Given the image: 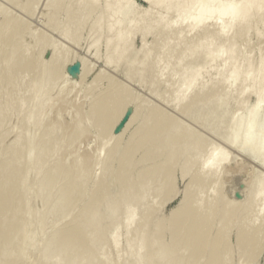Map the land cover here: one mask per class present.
Segmentation results:
<instances>
[{"label": "bare ground", "instance_id": "obj_1", "mask_svg": "<svg viewBox=\"0 0 264 264\" xmlns=\"http://www.w3.org/2000/svg\"><path fill=\"white\" fill-rule=\"evenodd\" d=\"M149 1L154 5L156 4V7H158L159 4V6H161L166 2V12L168 14L174 12L173 14H175V16L173 15L174 18L171 20H168L163 16V18H160V21L156 27V33L158 35H156L157 38L154 40L155 43L159 44V50L157 52L156 50L158 48L151 47L152 49L146 50V53L144 52L145 54L140 57L141 59H137V56L135 55V57L133 55L135 54L136 50L132 51V46L128 43L129 36L133 30L131 28V22L132 17H134L132 7L128 1L103 0V14L100 15L99 13L100 16H97L99 17V20L102 16L104 20L106 18L108 23L110 22V26L113 27L114 34L112 33L111 36L112 41L106 42V44L108 49L113 46H119L113 58L115 61L114 64L116 67H118L121 62L124 64V67H126V70L124 69L125 76H131L132 74L130 71L132 69L133 72L135 70L138 76H141L140 72H143L142 70L145 67V62H147V60L149 61L150 57L152 60H160L164 63V66H162L158 60H155L152 65V67L155 65L158 67L160 63L161 66H159V69H157L158 75L160 73L166 72L165 70L170 69L175 73V76H177V81L174 83L175 86L171 89V96L174 98L173 100L177 104L186 100V102L182 104V112L184 115L192 118L195 122H202V125L208 120V118L212 117L214 114H217L216 111H218V108L216 106L218 103H222V101L219 102L221 99L217 91L216 94L219 96V98H217L216 95H214L215 100H213L214 98L208 97L209 94L211 96L213 93L210 91H214L215 89L214 85H212L211 88L206 87L207 81H204L202 78L203 69L209 67L206 64H212L213 60H215L222 53H225L228 56L229 76L218 79V81L223 85L222 90H220L221 97L223 94H225H222V91H224L226 88L224 87L225 83L235 86L245 84L250 79V76H252L251 73L254 68H256L259 72V78L264 80V56L260 57L258 64H256L257 66L255 67L251 60H246V63L244 62L243 64L245 72L240 77L237 76L238 61L235 56L234 42L226 37V34H224L223 30L213 32L204 29L201 35L190 39L187 42L180 39L182 37V32L177 30L176 26L181 22L192 21L193 24L199 25L209 20L207 16L203 15L201 10L196 7V5L201 2V0ZM149 1L147 2L151 5ZM217 2L225 3L228 2V0H217ZM235 2L242 5L238 11V15L235 18H233L230 14H225L222 17L220 13L217 12L214 19L216 21L223 20L224 27H226V29L235 28L237 35H241L245 32H248L251 28V25L248 23V19L256 8L264 7V0H235ZM58 5V0H51L48 6L55 7V11L58 9ZM83 5H88L94 8L98 5V2L97 0H77L76 7H81ZM66 7H69V5ZM70 11L71 6L67 9V12ZM6 20L13 21V17H11L8 13L5 14V20H3L0 25V43L2 44L10 42L13 32L14 34L18 33V31L21 30L20 28L24 27L19 25L15 29L13 24V31L9 30L6 32L7 27L11 25V23L6 22ZM75 23L77 25L81 23L78 16L75 17ZM111 27L110 29H112ZM171 34L175 35H172V37ZM34 35L36 36V34ZM171 37L176 38L177 41L175 40L176 43L174 48L168 51L167 44L172 40ZM32 38L34 39L35 37ZM38 38L40 43L44 44V39L42 37ZM217 39H222L220 45L214 46V43ZM160 40H162V42H160ZM40 43H37V45L40 46ZM20 45L22 47L23 54L26 55L23 48L24 46L27 47L28 44L21 43ZM181 45H183V47L179 49L178 46L180 47ZM107 58L109 61L111 60L110 56ZM10 59L11 53L6 54L5 58L3 59L4 67L0 68V89L2 88V85L7 84V82L5 84L1 82V77L4 73L3 71L7 69V73H9V71H13L12 73L16 72L18 75L20 71L24 70L20 67L22 61L21 59H19V64L10 62ZM188 59L189 61L194 60L195 62H189ZM15 68L17 69L13 70ZM88 73L89 72L86 71V76L89 75ZM3 77H5V75ZM11 77L9 79H11ZM13 80H15L14 76L13 79L8 82L11 83ZM83 80L85 79L83 78ZM94 81L95 79L93 78L90 84ZM155 81L156 80H153L152 82ZM197 84L198 86L200 85V89L189 94L188 92ZM254 85H251V88H253ZM227 87L230 86L227 85ZM88 94H86L85 97H87ZM255 94V102L246 112V114L243 115L235 113L233 115L231 125H236L237 129H231V131L233 130L231 133L232 137L227 135L225 138L227 142L232 144V146L237 145V142L241 141L242 145L239 147L251 156H256L261 150L264 149V121L262 122L259 117L261 113H264V110H262V108L259 106L261 101H264V84L257 91L255 90ZM236 95H242L241 89L237 90ZM56 97L58 98L60 96ZM34 99L35 97L32 96L29 98V100L20 99L17 103L18 106L23 107L26 102L33 101ZM211 99L213 100L212 102L210 101ZM74 100L75 105L78 106L76 102L79 103V93H75L74 98L71 99V102ZM90 100L92 101L86 103V105L84 104L83 106H79L77 111L75 110V115L73 118L71 117V120L62 121L63 117L58 116L52 123L49 124L47 128H45L51 132L49 134L50 136H45L46 139L44 143L46 141L49 142H46L47 144L44 146L47 151L42 152L41 150L44 148H39L37 154L39 155L40 159L36 163L40 165L41 168V164H43V167L46 163H48V161H51L49 162L50 166L43 171L44 173H42V171L39 170V166L33 162V164H36V173H40L39 171H41L43 174L41 175L40 173L39 175L41 176H37L38 178L42 177L40 183H37V181L34 182L33 179L32 181L34 184H36L34 185L30 180L29 174L34 165L31 164L33 167L30 170V163L28 164L25 159L26 153H24L21 147L18 146L17 138H21L20 135L17 136V138L12 142H9V144H6L5 148L2 149L3 158L2 160L0 159V258H2V255L17 241L18 232L20 231L19 229L22 225L23 227L25 225L24 220L26 219L25 217L28 216L26 213L28 212V209L34 208V206L40 204V202H44L42 199H45L44 196L46 194V190L50 192L51 190H48V188L53 184L55 188V183L58 180L62 183V185L60 183L61 187L54 189L56 191L59 189L55 195V198L60 203L63 210L67 209L70 205H74V203L80 201L81 199V202H83V197L86 195L88 196L79 209H75L74 212L77 211L75 215L73 211H67V213L70 212L73 214V216H75H72L71 218L70 213L69 215L67 214V216H69L71 218L70 220L72 221L71 222L69 220L71 223H69L68 226H65L67 223L63 224L64 218L60 219L61 213L57 209L60 213L57 214V216L59 215L57 219L62 220V224L65 226L63 231H60L62 230V225L60 228L58 227L60 229L58 231L60 232L56 231L58 229L57 227V229H54L55 232H58L56 244L57 253L60 250L68 249L70 250V257L73 260L74 258H77V255L82 251L85 253V256L82 257V261L77 260L78 262H71L72 259H70L72 264H75V262H82L79 264H96L95 260L98 259L94 251H96L98 246L103 247L104 244H102L101 241L94 242L93 238L95 236L98 237L97 235L101 234L105 225L112 221V219L115 224L114 217L117 212H111L115 209L118 211L119 208H121V211L123 212L122 214L127 221V225L131 223L130 221L134 217L138 216V219L140 220L139 227L133 231L132 235L126 237L127 246H129V248L127 254L124 256V264H192V261L195 257H199L201 260H203L201 261V264H216L218 260L221 261V259V263L223 264L225 259L226 262L224 263L226 264L230 258L229 254L234 251H232L233 247L234 249L236 248L238 252H240L241 256L244 255L246 257V261H244L243 264H253L252 261L254 260V254L252 255V253L255 249V241H258V239H255V237L256 235L264 234V176L258 178L257 183L254 186V191H252L254 194L250 191V195L247 196V194H249L247 193L246 197L242 200L233 197V193L230 191H227L226 193L225 190L223 191L224 188L220 190L219 183L221 181L222 175L224 174V169H227L226 162L228 159V153L226 154L223 149H218L219 147L217 146V148L213 146V148H207L206 150V145L204 148L203 144L207 142L203 143L204 140L197 138L198 135L196 136V133L190 127L184 125L182 122L172 118L171 116L161 113L159 109H147L143 113H141V110L138 111L140 114L138 115V112L134 114L135 116L133 115L130 119V124H127L128 126H132L131 121L136 120V118H140V121L135 124L136 126L132 127L133 131L131 133V135L138 136V140L136 141L138 143L135 149L127 148L128 144L132 142V138L126 142L118 141L108 150V155L104 162V174L99 179L94 177V181L92 176H94L93 173H95L97 170L98 162L92 155L87 154L82 156V159H80V155L77 154V152L74 153V145L72 144H74L73 142L76 140L75 130L86 129L91 125H97L104 130L111 129V127L108 126L112 124L114 119H116L119 115L123 105L125 104L126 98L117 96L116 93H111L98 99L93 97ZM128 101L129 98H127V102ZM223 102H225V100ZM9 103H11V101ZM35 111H37L35 113L37 117L38 114L40 115V113L43 112L42 108ZM8 112L9 109L7 106L0 105V118H3L2 116L5 114L7 115ZM59 113H61V111L58 108L56 114ZM59 117H61L62 120ZM83 117H85V120H82ZM40 125L43 124L39 123V126ZM205 128L207 127L205 126ZM65 131L67 132V135L63 136ZM6 136V133L0 135V147L4 137ZM39 138L41 139L44 137L43 135H38V139ZM35 139L32 138L30 143H37V138ZM61 141H65L63 142L65 145L63 147H58V143ZM38 143L40 144V142ZM202 148L206 150H203L204 153L202 152ZM136 149H138L140 152H136ZM136 153H138L137 156ZM135 159L140 160L143 165H145L143 167H139L142 168V170H137ZM179 161L182 162L181 169L183 174L189 173L190 169L195 165L197 166L198 164V167H196L195 170L193 169L194 171L191 172V176L189 178V186L192 185V182L195 183L191 189L193 191L191 192L188 186L182 199L179 201L173 210V213L168 218H157V215H155L157 217H154L147 210L149 205L148 203V205H146L145 200L147 198L144 196L140 198L139 193L142 190L149 192V190L152 189L154 190L153 192L159 194L164 192L166 189V193L169 195V192L172 190L171 180L174 179L172 178L174 175L171 176V171ZM181 164L179 163V165ZM149 177H151V179L147 180ZM28 179L30 182H32L31 186L29 183L27 184V182H29ZM24 184L29 186L27 187V185ZM58 184L59 183L57 182L56 185ZM23 186H26L27 189H25L28 191L30 188L35 187L36 192H39L37 193L39 194L38 196H40L39 199L43 195L44 196L38 200V202L35 201L36 205L34 203L32 204V196L28 195V192L25 190L22 191L24 188ZM32 191H29L30 194ZM53 191L50 193L54 196ZM50 193H47L46 195H50ZM37 194L34 191L33 195L35 197L32 199L35 198L34 200H36V198H38ZM53 198H51V200ZM51 200L50 202L53 203L54 201L55 204L56 200ZM54 209L56 208L54 207ZM139 209L143 211L140 213ZM240 211L243 212L242 216ZM64 215L66 216V214ZM65 216H61V218ZM240 216L241 218H239ZM240 219H244L242 221L246 223L242 224ZM260 220L262 223L258 222ZM25 221H27V219ZM66 221H68V219ZM35 223L33 225L36 227L39 221ZM232 226H235L237 230L235 231L236 237L233 243H229L230 239L228 237V233L230 232V229L232 230ZM26 228L28 227H25V229L23 228V230L25 231ZM33 229L29 230L32 234L34 232ZM24 231L23 233L27 232V235H21H26L24 237H27L29 231ZM52 232L53 231H51V233ZM99 232L100 234H98ZM48 234L49 232L46 233V235ZM108 234L111 235L110 238L117 245L119 240L115 227L111 228ZM55 235L56 234H54V236ZM163 236H168L166 242H164ZM46 237L49 238L50 236ZM261 240H259L260 243ZM19 248L20 247L15 249L19 250ZM45 248L46 249H44V251L46 250L47 252L45 251V253L49 256L47 253H50L53 248L51 251L48 250V245ZM98 249L100 250V248ZM10 251L11 249L9 252ZM16 252L18 251L16 250ZM16 252L15 254L18 255ZM43 253H41L42 259L45 256ZM118 253L119 252H117V257L120 258ZM9 254L8 261L13 258V253L11 254L10 259ZM59 254L61 255V253H58L55 257H57ZM54 255L55 253H53V257ZM48 256H45V259H47ZM6 257L7 256L5 254V258ZM54 258H52V261L55 262V264L63 259L60 257V260H57L56 262L54 261ZM65 258L66 257H64V261ZM45 259L42 261L40 260L41 263L39 262V264H44V262L48 263L47 261L51 260L49 257L48 260ZM116 260L119 262V259L116 258ZM8 261H6V264ZM165 261H167V263ZM53 262L51 264H54ZM112 263L114 262L108 260V258L103 259V264ZM64 264H67V262Z\"/></svg>", "mask_w": 264, "mask_h": 264}, {"label": "rangeland", "instance_id": "obj_2", "mask_svg": "<svg viewBox=\"0 0 264 264\" xmlns=\"http://www.w3.org/2000/svg\"><path fill=\"white\" fill-rule=\"evenodd\" d=\"M126 1H128V3L131 5L132 12L134 14V17H132V22H131V28L133 30L128 39V43L132 46V51L136 50L135 54L133 53L132 54L134 56L136 55L137 57L136 56L135 57L137 59H141L140 57H142L146 53V50L156 47L158 48L156 50L158 52L159 44L154 42L155 38H157L156 35H158L156 33L157 31L156 27L162 16L168 20L173 19L175 16V14H173L174 12L173 13L171 12L169 14L166 12V5H167L166 2L165 4H162L161 6H159L160 5L159 4L158 7H156V4L154 5L149 0H126ZM147 1H149L151 5ZM49 2H51V0H16V1L0 0V25L2 21L5 20V14L8 13L11 17H13V21L6 20V22L11 23V25L7 27L6 32H8L9 30L13 31L14 29L13 24L15 29L19 25L24 26L23 28H20L21 30L18 31V33L14 34L13 32L10 42L6 44L0 43V68L4 67L3 59L5 58V55L11 53L10 62L12 63L15 62L19 64V59H21L22 60L21 66L20 65L19 66L21 67V69H24L23 71H20L18 75L16 74V72L12 73L13 71H9L10 69L8 70L9 73H7L6 72L7 69H6L5 71H3L4 72L3 76L5 75V77L3 76L1 77V82H3L4 84L7 82V84L2 85V88L0 89V105H5L9 109L8 114L7 115L5 114L6 116L4 115L2 116L3 118H0V135H2L3 133L4 134L6 133L7 135L6 137H4V140L2 141V145H1L2 148L0 147L1 160L3 158L2 149L5 148V145L9 144V142H12L14 139L17 138V136L20 135L21 138H17L18 146H20L23 152L26 153L25 159L28 164L30 163L31 166V167L29 166L30 170L34 165L33 169L31 171L29 170L30 174L28 173L30 175V180L32 181L34 179L33 180L34 182L37 181V183H40L42 177L40 178L38 177L43 175L42 174L44 173L43 171L50 166L49 162L51 161V160L48 161V163L46 164L44 163L45 165L43 167H42L43 164H41V168L40 165L36 163L40 159L39 155L37 154L39 148L40 147L44 148V149L41 148L42 152L47 151L46 148L44 147L45 144H47L46 142H48L46 141L44 143L46 139L45 136L47 135L50 136L49 134L51 132H49V130L45 128H47L49 124L52 123L55 120V118L58 116L63 117V120L61 117H59L62 121L71 120V117L73 118L75 115V110L77 111L79 106H83L84 104L86 105V103L92 101L90 99L93 97H96L98 99L105 95L116 93L117 96L125 97L126 101L117 118L114 119V122L108 126L111 127V129L104 130L97 125H91L88 126L86 129L75 130L76 140L75 142H73L74 144H72L74 145L73 148L74 153L77 152V154L80 155V159H82V156L84 155L87 154L92 155L95 158V160H97L98 162L97 170L95 171V173H93L94 176H92L93 178L95 177L96 179L97 178L99 179L104 174V162L108 155V150L118 141L126 142L132 138V142L128 144L127 148L135 149V147L137 146L138 142L136 141L138 140V136L131 135V133L133 131L132 127L136 126L135 124H137L138 121H140L139 120L140 118H136L137 121L136 120H133L134 122L131 121L132 126H128L130 124L131 117L140 110L141 113H143L147 109L149 110L159 109L161 113H164L167 116H171L172 118L182 122L184 125L190 127L196 133V136L198 135L197 138L204 140L203 143L207 142L203 144L204 148L206 145V150L207 148H211V147L213 148V146L215 147L217 146L219 147L218 149L221 150L223 149L226 154L228 153V159L226 162L227 169H224V174L222 175L221 181L219 183L220 190L224 188L223 191L225 190L226 193L227 191L232 192L233 197L238 198L239 200L244 199L247 193H249L247 194V196H249L250 191L251 193H253L252 191H254V186L256 185L258 178L264 176V164H263L264 149L261 150L256 156H251L246 152H244L243 149L239 147L242 145L241 141H238L237 145L232 146V144L227 142L225 138L227 137V135L232 137L231 134L232 131L234 129H237L236 125H231L233 115L235 113L243 114V115L246 114V112L251 108V106L255 102V98H256L255 90L257 91L264 84V80L259 78V72L257 71L256 68H254V70L251 73L252 76H250V79L245 84H242L240 86L236 85L237 86L236 87L235 85H230L228 83H225L224 87H226L227 89L225 88V90L222 91V94L223 93L225 94H223L221 97L220 90H222L223 85L218 81V79L229 76L228 56L225 53H222L215 60H213L212 64L210 65L206 64L209 67L206 66L207 68L203 69L202 78L204 81H207L206 87L211 88L212 85H214V89H215V90L213 89L214 91H210L213 93L211 94V96L209 94L208 97L214 98L215 97L214 95L217 96L216 93L218 92L219 93L218 95L220 96L221 99L219 100V102L222 101V103L221 104L218 103L216 106L218 108V109L216 108L218 110L216 111L217 114L216 115L214 114L215 116L213 115L212 117L208 118L207 120L208 122L206 121L207 123L204 122V124L206 123L205 126L207 127L205 128L204 124L202 125V122L199 121H198L199 123L197 121L195 122L192 118L184 115V113L182 112V104H184L186 100H184L179 104H177L173 100L174 98L171 96V91H172L171 89L174 88L175 86L174 83L177 81V76H175V73L170 69L165 70L166 72L160 73L158 75L157 69H159V66H161L160 63L162 64V66H164L163 62H161L158 59H155L160 61V63L158 67H156L157 65H155L154 68L152 67V65L155 60H152V58L150 57L149 61L147 60V62H145V67L142 70L143 72H140L141 74L139 73L141 76H138L135 70L133 72L132 69L130 71L132 75L129 77L125 76L124 74L126 67H124V64L122 62L120 65H118V67L115 66L114 64L115 61L113 58L119 46L118 47L113 46L108 49L106 44V42L112 41L111 36L112 33L114 34L113 27L110 26V22L108 23L106 18H105L106 21L103 19V16L101 17L100 20L98 19L99 17H97L99 13L100 15L103 14V9H102V6L104 5L103 0H97L98 5L94 8L88 5L76 7L77 0H62V5H61V0H58V4H59L58 9L55 11H54L55 7L48 6ZM68 5L69 7L71 6L70 12H67V9L69 7L66 6ZM77 16L81 22L79 25L75 23V17ZM248 23L251 25V28L249 29L248 32H245L241 35H237L235 28L226 29V27H224L223 20L216 21L215 19H209L206 22L199 25L193 24L192 21L181 22L176 27L177 30H180L182 32V37L180 39H182V41L185 42L201 35L204 29L213 32L223 30L224 34H226V37L234 42L235 56L238 61L237 76L240 77L245 72L243 64L246 60L248 61L251 60L255 67L257 66L256 64H258L260 57L264 56V7L256 8L250 15L248 19ZM109 26L112 29H110ZM34 34H36V36ZM172 35L173 34H171V36ZM32 37L35 38L33 39ZM38 37H42L44 39V44L40 43ZM175 40L177 41L176 38H172V40L167 44L168 51L174 48L176 43ZM221 40L222 39L219 40L217 39L216 42L214 43V46H219ZM160 42H162V40H160ZM21 43L28 44L27 47L24 46L23 48L26 55L23 54V50L20 45ZM37 43H40V46H38ZM181 47H183V45H181L180 47L178 46L179 49ZM108 56H110L111 59L110 61L107 58ZM189 62H195V61L193 60ZM17 68L13 70H16ZM86 71L89 72L88 73L89 75L87 76L85 74ZM8 76H10L11 79H9L10 77ZM13 76L15 80H13L12 81L13 83L11 82L12 83L11 84L8 81L12 80ZM83 78L85 80H83ZM93 78L95 79V81L90 84ZM153 80L156 81L152 82ZM227 85H229L230 87H227ZM251 85H254L253 88H251ZM199 86L198 84L195 85L188 93L189 94L193 93L195 90L198 91L200 89ZM239 89H241L242 95L237 96L236 93L237 90ZM75 93H79L80 96V100L78 101L79 103L76 102L78 106L75 105V100L71 102V99L74 98ZM86 94H88L87 97H85ZM32 96L35 97L33 101L26 102V104L23 107L18 106L17 103L18 100L20 99L29 100V98H31ZM56 96H60V97L57 98ZM219 96H217V98H219ZM127 98H129L128 102H127ZM213 100H215V98ZM213 100L211 99L210 101L212 102ZM224 100L225 102H223ZM10 101L11 103H9ZM40 108H42L43 112L40 113L41 116L38 114L37 117L35 114L37 111L35 110H40ZM58 108L60 109L61 113L56 114ZM139 114L140 113L138 112V115ZM259 117L263 122L264 113H261ZM84 118L85 117H83L82 120H85ZM39 123L40 124L42 123L43 125L39 126ZM231 129L233 130L231 131ZM38 135H43L44 138L41 139L39 138L40 139L39 140ZM66 135L67 132L65 131L63 133V136ZM32 138L33 139L37 138V141L40 142V144L37 141H35L37 143L34 142L35 144L30 143V141H32ZM63 142L65 141L59 142L58 147H63L65 145ZM204 148H202L203 153H204L203 150H205ZM135 151L137 152L138 149H136ZM137 155L138 153H136V156ZM138 159H135V163H136L135 165L137 170L140 171L142 170V168L139 167H143L145 165H143V163ZM33 162H35L37 166H39V170L42 171V173L41 171H39L41 175H39L40 173L38 172L36 173L35 171L37 170L36 164L35 163L33 164ZM179 163L181 164L182 162L179 161L178 164L176 163L173 170L171 171L172 172L171 176L174 175L172 177L174 179L171 180L172 186L171 185L170 186L172 190L171 192H169V195L166 193V189L162 193L159 194L157 193L158 195L155 192H153L154 190L152 189L149 190V192H145V190H142L139 193L140 198H142L143 196L147 198L145 200L146 205L148 204L149 205H148V209L147 207L146 209L154 217L158 216L157 218L166 219L173 213V210L175 209L179 201L182 199L185 190L190 185L189 178L191 176L190 175L191 172H193L196 169V167H198L197 164V166L195 165L190 169L189 173L183 174L181 169L182 164L179 165ZM149 179H151V177H149L147 180ZM32 182L29 181L27 182V184L29 183L31 186ZM57 182L59 183L58 185H56ZM60 183L61 182L57 180L55 183V188L53 184L48 188V190H51L50 192H52L54 189L60 188L62 185V183L61 185ZM194 184L195 183L192 182V185L189 186L191 192L193 191L191 189L193 188ZM28 186L29 185H27V187ZM27 187L25 186L22 189V191L25 190L26 192H28V195H31L32 198L35 197L33 195L34 191L36 194L39 193L36 192V189L33 186L34 188H30L32 190L34 189L33 191L29 189L30 192L32 191V193L30 194V192L26 190ZM58 190L53 191L54 196L51 195V193L46 190L45 193L46 194L50 193V195H46L44 193L45 194L44 196L42 194L45 198L42 199V201L44 202H40V204L37 203L38 205H36L35 201L38 202V200H40L43 196L39 199L40 196H38L39 194H37L38 198H36V200H34L35 198L34 199L31 198L32 204L34 203L36 206H34V208L28 209V212H26L28 218L25 217L27 221H25L26 220L25 219L24 227L22 225L21 228L19 229L20 231L18 232L17 241L12 246L14 248L10 247L9 248V250L11 249L10 252L9 250H7L9 254L12 252L13 249L12 252L13 260L10 259L12 254L11 253L9 254L10 261H8V254L6 251L2 255V258H0L1 260L0 264L2 262H3L2 264H6V261H8L7 264L9 262L11 264H14V260H15V264L17 263L39 264L40 260L42 259L41 253H43L47 245L49 251H51L52 248L53 250L50 253H47L49 254V256L46 255L45 253L46 250L44 251L43 254H45V256H48L51 259L47 261L48 263L44 262V264H51L53 262L52 258H54L58 253H61V255L59 254L57 257H55L56 260L54 258V261L57 262V260H60L59 258L61 257L63 258L62 259L63 262L62 260H60V262H57V264H61V262L62 264L66 262L67 264H70L71 262L77 260L82 261L83 259L82 257L85 256V253L83 251L79 253L77 255L78 257L74 258V260L70 257V250L68 249L60 250L57 253V245H56L57 233L63 231L65 226H68L69 223L72 222L70 219L72 218L73 214L69 212L71 216L70 218L69 216H67V214L69 215L67 211L70 210L74 212L75 209H79V207L83 204V202L87 199L88 196L86 195L85 197H83V202H81L82 201L81 199L80 201L74 203V205H70L67 209L63 210L62 206L55 198L56 197L55 195L58 192ZM50 196H53L54 198ZM51 198H53L52 200L55 199L56 202L58 203L55 202L54 204V201L53 203L50 202ZM75 204L77 205L79 204V205L77 206ZM54 207L56 209H54ZM59 208L61 209V211ZM57 209L61 214L58 212ZM140 209L139 211L141 213L143 210L141 211ZM76 212H74V215L76 214ZM115 212H117L116 214L117 219H116V215L114 217L115 224L112 219V221H110L105 225L101 234L100 232L98 233L100 234L97 235L99 238L96 236L93 238L94 242L101 241L102 244H104L103 247L98 246L96 251H94L98 259L95 260L96 264H103L104 258L105 259L108 258V260L114 262L112 264H124V256L127 254L129 248V246H127L126 237L132 235L133 231H135L136 228L139 227L140 220L138 219V216L131 219L130 221L131 223L127 225V221L124 215L122 214L123 212L121 211V208H119L118 211L117 209L112 210L111 213H115ZM62 213L66 214V216L69 218H67ZM57 214H60V219L64 218L65 223L63 222V224L67 223L65 226L62 224V220L57 219V217L59 216V215L57 216ZM240 214L242 216L243 212L240 211ZM61 216H65V217L61 218ZM241 216L239 218H241ZM66 218L68 219V221H66L67 220ZM37 221H39L37 225L40 226L36 225L35 227V225L33 224ZM258 222L262 223L261 220ZM241 223L243 224L246 222L242 221ZM61 225L63 226L61 227L62 230L59 229ZM25 227H28L26 228L25 231H29L34 227L35 230L33 229L34 231L33 234L30 233L29 231L28 236L24 237L27 235V232L23 230V228L25 229ZM56 227L59 228L57 229ZM113 227H115L116 229V233L119 240L117 245L110 238L111 235L108 234L110 232V229ZM54 229H57L56 231L58 230L60 231L55 232ZM23 231L25 233H23ZM51 231L53 232L51 233ZM235 231H237L235 226H232V230L230 229V232L228 233L229 235L228 237L230 240L229 239L227 240H229V243H233L235 241V237H236ZM48 232L49 234L46 235V233ZM53 233L56 235L54 236ZM21 234H26V235L23 236ZM263 235L264 234H259L256 235L255 237V239L256 240L258 239V241L257 242L255 241V249L254 252L252 251L253 252L252 255L254 254L253 255L254 260L252 261L253 264L254 262L255 264H264ZM46 236H50V237L48 238ZM50 238L54 241H52ZM167 239L168 236H163L164 242H166ZM259 240H261V243ZM258 243L259 245L260 244L261 245L259 246ZM52 246H54L55 248ZM18 247H20L22 250L20 248L19 250L15 249ZM98 248H100V250ZM16 250L18 252H16ZM14 251L18 253V255L15 254ZM232 251H233L231 252L232 254L231 253H230L231 255L229 254L230 258L228 259L226 264L228 263L243 264L244 261H246L245 259L246 257L244 255L241 256L240 252H238L236 248L234 249L233 247ZM98 252L100 253V256ZM117 252H119L118 256L120 255L119 256L120 258L117 257ZM53 253H55L54 257H53ZM5 254L7 256L6 258H5ZM45 256L43 257V259H45ZM48 257L45 260H48ZM64 257H66L65 258L66 262L64 261ZM116 258L119 259L118 260L119 262H117ZM70 259H72V261ZM201 261H203L201 260V258L195 257L192 261V264H201ZM77 262H75V264L82 263V262L79 263ZM165 262L167 263V261ZM218 262H217L218 264H222L221 263L222 259L221 261L218 260ZM224 262H226L225 259ZM224 262L223 264H225ZM53 263L55 264V262Z\"/></svg>", "mask_w": 264, "mask_h": 264}, {"label": "snow or ice", "instance_id": "obj_3", "mask_svg": "<svg viewBox=\"0 0 264 264\" xmlns=\"http://www.w3.org/2000/svg\"><path fill=\"white\" fill-rule=\"evenodd\" d=\"M241 6L242 5L237 4L235 0H228V2L225 3H219L217 0H201V2L196 5V7L201 10V13L207 16L208 19H214L217 12H219L222 17L225 14H230L235 18ZM259 106L264 110V101H261Z\"/></svg>", "mask_w": 264, "mask_h": 264}]
</instances>
